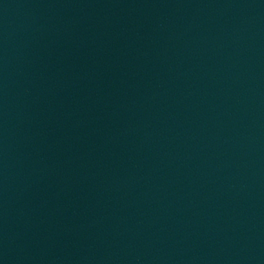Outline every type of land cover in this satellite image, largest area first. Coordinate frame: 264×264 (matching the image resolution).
Here are the masks:
<instances>
[{
    "label": "water",
    "instance_id": "1",
    "mask_svg": "<svg viewBox=\"0 0 264 264\" xmlns=\"http://www.w3.org/2000/svg\"><path fill=\"white\" fill-rule=\"evenodd\" d=\"M0 264H264V0H0Z\"/></svg>",
    "mask_w": 264,
    "mask_h": 264
}]
</instances>
